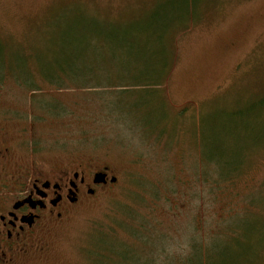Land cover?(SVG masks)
Returning <instances> with one entry per match:
<instances>
[{"label": "rangeland", "instance_id": "rangeland-1", "mask_svg": "<svg viewBox=\"0 0 264 264\" xmlns=\"http://www.w3.org/2000/svg\"><path fill=\"white\" fill-rule=\"evenodd\" d=\"M183 1L195 22L169 39L173 68L150 95L130 97L121 70L72 73L75 21L120 30ZM0 104H30L50 164L117 178L49 226L29 264H94L93 244L112 238L97 231L131 241L126 207L151 223L148 243L128 248L152 264H189L190 251L192 262L209 251L214 264H264V0H0ZM207 176L225 177L223 191Z\"/></svg>", "mask_w": 264, "mask_h": 264}, {"label": "flooded vegetation", "instance_id": "flooded-vegetation-1", "mask_svg": "<svg viewBox=\"0 0 264 264\" xmlns=\"http://www.w3.org/2000/svg\"><path fill=\"white\" fill-rule=\"evenodd\" d=\"M29 107L0 104V264H29L45 250L40 239L49 226L98 189L113 185L106 166L50 164V149L34 131L38 126ZM96 175H105V181L96 183Z\"/></svg>", "mask_w": 264, "mask_h": 264}, {"label": "trees", "instance_id": "trees-1", "mask_svg": "<svg viewBox=\"0 0 264 264\" xmlns=\"http://www.w3.org/2000/svg\"><path fill=\"white\" fill-rule=\"evenodd\" d=\"M195 8V4H187V1H183L181 7L165 6L152 9L147 17H150L149 24L137 25L136 23H129L125 29H109L104 28L101 23L90 21L82 24V22L75 21L76 27H81V32L73 34L72 42L75 43L74 53L71 55L73 64L72 73L74 75H86L89 74V70L92 74L97 72L111 73L113 71L121 70L125 80L120 85L125 88H131V90H125L130 94V97H137L142 94L150 95L156 91V86H160V83L164 81V78L168 77V74L173 68V61L175 53H173L172 44H169V39L175 32L184 31L188 28L190 23H194L195 20H190L187 17L193 15L192 10ZM174 10V12L172 11ZM194 11V10H193ZM175 14L174 16H172ZM177 16V17H176ZM88 31L89 33H85ZM93 43L92 56L89 58L86 56L87 48L85 42ZM90 50V48H88ZM90 53V52H89ZM87 60V61H86ZM110 63V64H109ZM85 65L90 69L85 68ZM80 66V67H78ZM66 71L63 73L65 75ZM17 78V77H16ZM22 79V78H17ZM49 85L55 86L56 89H61L63 86L60 82L58 85L54 81L45 80ZM33 86V85H32ZM36 87V86H34ZM29 93H34L39 89L28 88ZM142 99H146L143 97ZM164 122V121H163ZM162 125H164L162 123ZM165 133L161 128V134ZM199 180V178H197ZM207 185L214 184V188L223 191V184L225 183V177L221 179H211L209 176L202 177ZM226 188V185H225ZM222 189V190H220ZM218 191V190H217ZM136 198H139L137 195ZM141 199V198H139ZM142 200V199H141ZM124 213L131 217V222L121 225L123 229L129 232L131 241L126 242L120 240L112 233L114 230L106 233L97 231L99 237L110 236L112 237L106 242L98 241L93 244V250L96 252V259L94 258V264H102L103 259H107L110 264H114L116 261L112 256L122 258L124 264H152L151 259H144L138 251V255L130 250L133 240L143 241L144 245L148 242L149 231L151 223L149 220L143 219V216L136 210L125 208ZM147 233V234H146ZM121 243L119 244L118 243ZM161 242V241H160ZM113 244V245H112ZM195 244L189 245L194 247ZM120 246V247H119ZM207 251V250H206ZM206 258L201 261V254H199L200 260L192 262L195 256L194 251H190L187 257L189 264H214L212 254L207 251ZM103 254H106L103 255ZM214 257V256H213ZM228 261V260H227ZM229 264H233L228 261ZM159 264V263H158ZM161 264H171L166 261Z\"/></svg>", "mask_w": 264, "mask_h": 264}, {"label": "water", "instance_id": "water-1", "mask_svg": "<svg viewBox=\"0 0 264 264\" xmlns=\"http://www.w3.org/2000/svg\"><path fill=\"white\" fill-rule=\"evenodd\" d=\"M105 175H96V183H102L104 182L105 180ZM117 181V178L116 177H113L111 180H110V183L113 184Z\"/></svg>", "mask_w": 264, "mask_h": 264}]
</instances>
